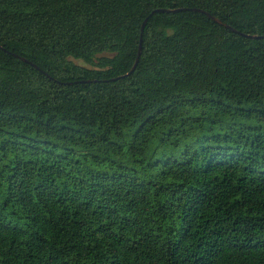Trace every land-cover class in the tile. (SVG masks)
Instances as JSON below:
<instances>
[{
	"label": "trees",
	"instance_id": "1",
	"mask_svg": "<svg viewBox=\"0 0 264 264\" xmlns=\"http://www.w3.org/2000/svg\"><path fill=\"white\" fill-rule=\"evenodd\" d=\"M242 33L264 0H0V264H264Z\"/></svg>",
	"mask_w": 264,
	"mask_h": 264
},
{
	"label": "water",
	"instance_id": "2",
	"mask_svg": "<svg viewBox=\"0 0 264 264\" xmlns=\"http://www.w3.org/2000/svg\"><path fill=\"white\" fill-rule=\"evenodd\" d=\"M185 8H177V9H166V8H159V9H155L145 20H144V22H143V25H142V32H141V43H140V49H139V54H138V57H137V60H136V62H135V64H134V66H133V68L131 69V71L130 72H128L127 74H131L135 69H136V67H137V65H138V62H139V60H140V56H141V53H142V47H143V33H144V29H145V26H146V23H147V21H148V19H149V17L151 16V15H153L154 13H156V12H161V11H167V12H170V11H180V10H184ZM197 10H200L201 12H204V13H206L208 16H210V17H212L213 19H215L217 22H219V23H222V24H225V23H223V21L221 20V19H219V18H217V17H215V16H213L212 14H210V13H208V12H206V11H204V10H201V9H197ZM228 28H230V29H232V30H234V31H236V32H239L237 29H235V28H233L231 25H228V24H225ZM243 35H246V36H248V37H250V38H264V35H253V34H245V33H242Z\"/></svg>",
	"mask_w": 264,
	"mask_h": 264
},
{
	"label": "rangeland",
	"instance_id": "3",
	"mask_svg": "<svg viewBox=\"0 0 264 264\" xmlns=\"http://www.w3.org/2000/svg\"><path fill=\"white\" fill-rule=\"evenodd\" d=\"M78 62H81L82 64H85L83 61H78Z\"/></svg>",
	"mask_w": 264,
	"mask_h": 264
}]
</instances>
